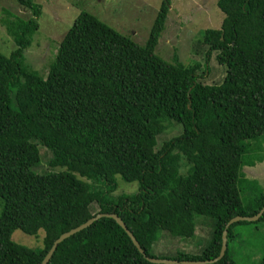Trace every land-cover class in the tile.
Here are the masks:
<instances>
[{"label": "trees", "instance_id": "1", "mask_svg": "<svg viewBox=\"0 0 264 264\" xmlns=\"http://www.w3.org/2000/svg\"><path fill=\"white\" fill-rule=\"evenodd\" d=\"M16 1L32 16L3 8L0 18L14 43L0 52V264H40L55 239L98 213L118 215L147 256L216 258L227 222L264 207V190L242 170L264 158V0H216L223 16L193 39L203 64L155 53L171 0L160 3L142 45L82 10L46 75L24 56L41 5ZM171 124L179 132L162 138ZM39 144L50 153L43 171ZM119 179L137 187L117 192ZM196 216L211 222L205 244L150 252L163 233L198 237L207 219ZM257 220L264 225V213ZM16 229H43L42 247L15 242ZM47 264L163 263L148 261L113 218L101 217L62 240ZM208 264L236 263L226 248Z\"/></svg>", "mask_w": 264, "mask_h": 264}, {"label": "rangeland", "instance_id": "2", "mask_svg": "<svg viewBox=\"0 0 264 264\" xmlns=\"http://www.w3.org/2000/svg\"><path fill=\"white\" fill-rule=\"evenodd\" d=\"M41 5L42 13L38 18L39 27L34 33L31 45L25 49L24 56L28 66L37 70L41 75H46L53 61L57 47L65 32L73 23L76 15L82 11H88L98 17L101 21L129 36L136 43L142 45L148 38L150 27L159 9L162 0H33ZM17 14L22 18H29L32 12L20 5L16 0H0V18L6 16L2 9ZM223 13L216 4V0H171L167 14L165 27L159 37L155 53L169 61L176 56L184 63L197 59L204 63L202 56L193 49V39L198 33L201 35L204 27H215L218 19ZM208 25V26H207ZM201 28V29H200ZM14 48L12 38L8 35L5 27L0 22V52L8 55ZM204 56V53L202 54ZM212 72L217 63H209ZM216 76H219V68L216 67ZM180 127L171 124L162 134V138L176 135ZM40 148L41 162L37 169H47L49 151ZM264 155V142H263ZM253 166H243L244 176L253 180L258 187L264 190V158L254 161ZM117 192L133 191L137 182H124L121 179ZM123 182V183H122ZM253 188V187H252ZM254 189V188H253ZM252 189V191H253ZM249 191V188H247ZM243 195V193H242ZM97 208L93 203L92 209ZM2 200L0 198V212ZM207 219L200 222L196 233L198 237L192 239L172 238L167 233L153 243L150 252L155 255H171L176 249L188 250L198 249L206 243L211 222L208 217L196 216L195 221ZM232 237L228 241L227 251L230 258L236 264H257L264 252V225L263 221L242 220L233 224L231 228ZM207 237L206 239L199 238ZM44 230L40 229L37 235H28L19 229L13 231L11 238L19 243L32 248L43 245Z\"/></svg>", "mask_w": 264, "mask_h": 264}, {"label": "water", "instance_id": "3", "mask_svg": "<svg viewBox=\"0 0 264 264\" xmlns=\"http://www.w3.org/2000/svg\"><path fill=\"white\" fill-rule=\"evenodd\" d=\"M264 213V207L257 212L255 215L253 216H235L233 218H231L222 233V245H221V249L219 252V255L211 260H176V259H166V258H158V257H150L147 256L143 249L141 248L140 244L138 243V241L136 240V238L134 237V235L132 234V232L126 227L125 223L122 221V219L116 215L115 213H98L97 215H95L94 217L88 219L87 221L83 222L82 224H80L79 226L61 234L57 239L54 240L51 248L48 250V252L46 253L45 257L43 258V260L41 261L40 264H47L48 261L50 260L51 256L53 255L55 249L57 248V245L64 240L65 238L69 237L70 235L76 233L77 231H80L84 228H86L87 226H89L92 222H94L95 220L101 218V217H110L113 218L119 226H121L125 232L127 233V235L130 237L131 241L133 242V244L136 246V248L139 250V252L141 254H143V256L150 262L153 263H163V264H208V263H213L219 259H221L224 256L225 250L227 248V229L229 227L230 224L237 222V221H242V220H249V221H254L259 219V217Z\"/></svg>", "mask_w": 264, "mask_h": 264}]
</instances>
